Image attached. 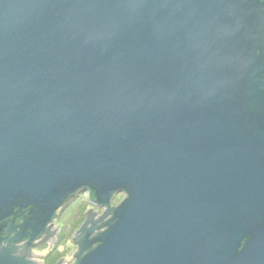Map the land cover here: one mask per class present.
Here are the masks:
<instances>
[{
    "label": "water",
    "instance_id": "obj_1",
    "mask_svg": "<svg viewBox=\"0 0 264 264\" xmlns=\"http://www.w3.org/2000/svg\"><path fill=\"white\" fill-rule=\"evenodd\" d=\"M82 188L78 264H264V0H0V221Z\"/></svg>",
    "mask_w": 264,
    "mask_h": 264
},
{
    "label": "flooded vegetation",
    "instance_id": "obj_2",
    "mask_svg": "<svg viewBox=\"0 0 264 264\" xmlns=\"http://www.w3.org/2000/svg\"><path fill=\"white\" fill-rule=\"evenodd\" d=\"M82 191L86 193L87 203L90 205L89 213H100L96 220L86 217V222H89L87 226V223L78 224L76 218L70 220L74 217L72 215L68 219L60 217V212L62 214L73 207ZM114 199L101 205L95 201L89 189L82 188L68 197L49 219L42 214L31 213V206H14L13 212L0 221V264H64L61 254L65 249L60 250L62 242L75 248L72 260L65 264H76L82 250H85L83 247L86 236H95L106 228L100 224L108 221L111 210L120 204H113Z\"/></svg>",
    "mask_w": 264,
    "mask_h": 264
},
{
    "label": "rangeland",
    "instance_id": "obj_3",
    "mask_svg": "<svg viewBox=\"0 0 264 264\" xmlns=\"http://www.w3.org/2000/svg\"><path fill=\"white\" fill-rule=\"evenodd\" d=\"M124 198H125L124 193L116 194L115 199H114V197L112 198V199H114L113 204L120 203L121 201H123ZM88 207H90V205L87 203L86 193H84V191H82V192H80V195L75 200L73 207L68 208L67 211H63L64 213H62V214L60 212V217L67 218L69 215H72L74 217L70 220H73L76 218L78 221V224H82L87 217L86 212L88 211ZM99 216H100V213L97 212L96 215H94V218L96 219ZM67 223H68V221H67ZM61 244H62V247H60V250L62 251L65 249L64 253L61 254L63 256V258L65 259V261H63V262H64V264L66 262L69 263V261H71L73 258V252L75 251V248H74V246L69 245V244L67 245L63 242ZM64 245H66V246H64Z\"/></svg>",
    "mask_w": 264,
    "mask_h": 264
},
{
    "label": "trees",
    "instance_id": "obj_4",
    "mask_svg": "<svg viewBox=\"0 0 264 264\" xmlns=\"http://www.w3.org/2000/svg\"><path fill=\"white\" fill-rule=\"evenodd\" d=\"M90 193L92 194V197L95 198V201L98 202L97 196H96V192L90 189ZM14 206H16V208H20V206L18 205V201L16 202V204ZM31 207L33 208L32 205H31ZM114 210H115V208L111 210V212H110L111 215H110L109 220L106 221V222H104V223H102V224H100L101 227L106 226L105 229H102V231H99L95 236H86L85 243H84V247H83L85 250H82V254L80 255V257L77 260L76 264L79 263V261L82 259V257L85 254H87L89 251L93 250L100 243L97 239L108 228V226L110 225L111 220L113 218V212H114Z\"/></svg>",
    "mask_w": 264,
    "mask_h": 264
}]
</instances>
